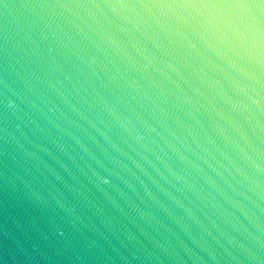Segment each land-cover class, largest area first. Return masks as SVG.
<instances>
[{"label":"water","instance_id":"95a60500","mask_svg":"<svg viewBox=\"0 0 264 264\" xmlns=\"http://www.w3.org/2000/svg\"><path fill=\"white\" fill-rule=\"evenodd\" d=\"M0 264H264V0H0Z\"/></svg>","mask_w":264,"mask_h":264}]
</instances>
